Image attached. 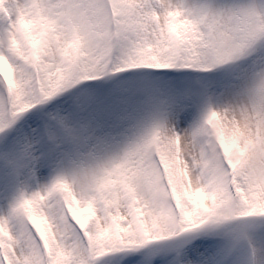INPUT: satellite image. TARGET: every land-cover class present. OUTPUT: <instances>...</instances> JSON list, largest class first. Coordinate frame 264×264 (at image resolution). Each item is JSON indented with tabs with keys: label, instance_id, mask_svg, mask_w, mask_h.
I'll list each match as a JSON object with an SVG mask.
<instances>
[{
	"label": "snow or ice",
	"instance_id": "obj_1",
	"mask_svg": "<svg viewBox=\"0 0 264 264\" xmlns=\"http://www.w3.org/2000/svg\"><path fill=\"white\" fill-rule=\"evenodd\" d=\"M0 264H264V0H0Z\"/></svg>",
	"mask_w": 264,
	"mask_h": 264
}]
</instances>
